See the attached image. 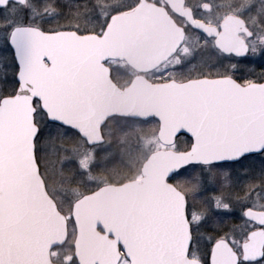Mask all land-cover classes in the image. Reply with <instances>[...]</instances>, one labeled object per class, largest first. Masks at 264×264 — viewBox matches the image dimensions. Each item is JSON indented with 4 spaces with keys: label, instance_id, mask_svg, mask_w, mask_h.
Wrapping results in <instances>:
<instances>
[{
    "label": "snow or ice",
    "instance_id": "1",
    "mask_svg": "<svg viewBox=\"0 0 264 264\" xmlns=\"http://www.w3.org/2000/svg\"><path fill=\"white\" fill-rule=\"evenodd\" d=\"M155 9L140 95L108 53L134 57ZM257 61L264 0H0V264H264Z\"/></svg>",
    "mask_w": 264,
    "mask_h": 264
},
{
    "label": "water",
    "instance_id": "2",
    "mask_svg": "<svg viewBox=\"0 0 264 264\" xmlns=\"http://www.w3.org/2000/svg\"><path fill=\"white\" fill-rule=\"evenodd\" d=\"M146 19L152 25V30L137 43L136 55L134 57L127 56L119 49L108 53L112 59L126 61L128 65L138 72H148L144 69L152 68L155 61L163 58L168 51L165 46V39L169 31L170 21H168L167 17L163 15L162 10L159 9L146 13ZM134 87L138 94L143 95L149 87L148 81L145 80V78L137 77L135 79ZM99 222L102 225L107 223L108 227L115 230L114 225L108 221L101 219ZM94 229L95 224L88 229V246L97 248L102 255L110 256L115 251V240L106 241V239L101 237L99 232L94 231ZM43 239L49 243L63 240L64 232L62 229H56L55 227L50 226L44 231ZM21 243L35 249L36 238L30 236L22 240ZM81 243H83V239Z\"/></svg>",
    "mask_w": 264,
    "mask_h": 264
},
{
    "label": "flooded vegetation",
    "instance_id": "3",
    "mask_svg": "<svg viewBox=\"0 0 264 264\" xmlns=\"http://www.w3.org/2000/svg\"><path fill=\"white\" fill-rule=\"evenodd\" d=\"M117 64H122L123 67H119V75L116 76V84L121 88L125 87L128 83L133 81V77H142L146 78L147 81H155L156 76L160 75L155 69L148 72H138L134 68H132L126 61L116 60ZM257 64L264 63V61H257ZM260 69L256 68V74L259 75Z\"/></svg>",
    "mask_w": 264,
    "mask_h": 264
},
{
    "label": "rangeland",
    "instance_id": "4",
    "mask_svg": "<svg viewBox=\"0 0 264 264\" xmlns=\"http://www.w3.org/2000/svg\"><path fill=\"white\" fill-rule=\"evenodd\" d=\"M108 2H111V0H108ZM154 127H155V125L153 124V125H152V128H154ZM148 130H149V129H146V131H148ZM69 234H70V240L75 238V233L72 232L71 227H69Z\"/></svg>",
    "mask_w": 264,
    "mask_h": 264
},
{
    "label": "trees",
    "instance_id": "5",
    "mask_svg": "<svg viewBox=\"0 0 264 264\" xmlns=\"http://www.w3.org/2000/svg\"><path fill=\"white\" fill-rule=\"evenodd\" d=\"M71 242V240H69V243Z\"/></svg>",
    "mask_w": 264,
    "mask_h": 264
}]
</instances>
